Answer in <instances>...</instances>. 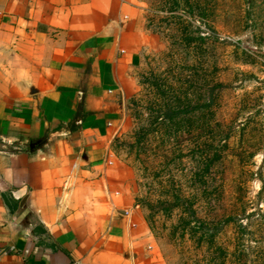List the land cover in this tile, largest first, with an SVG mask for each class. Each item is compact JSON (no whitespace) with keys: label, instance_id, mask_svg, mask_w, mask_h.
Instances as JSON below:
<instances>
[{"label":"rangeland","instance_id":"obj_1","mask_svg":"<svg viewBox=\"0 0 264 264\" xmlns=\"http://www.w3.org/2000/svg\"><path fill=\"white\" fill-rule=\"evenodd\" d=\"M138 6L152 42L111 160L139 251L152 264H264V0Z\"/></svg>","mask_w":264,"mask_h":264},{"label":"crops","instance_id":"obj_2","mask_svg":"<svg viewBox=\"0 0 264 264\" xmlns=\"http://www.w3.org/2000/svg\"><path fill=\"white\" fill-rule=\"evenodd\" d=\"M139 9L0 0V264H152L112 184L113 137L152 42Z\"/></svg>","mask_w":264,"mask_h":264},{"label":"trees","instance_id":"obj_3","mask_svg":"<svg viewBox=\"0 0 264 264\" xmlns=\"http://www.w3.org/2000/svg\"><path fill=\"white\" fill-rule=\"evenodd\" d=\"M216 88H222L221 85H217L215 86L214 89H212V91H215ZM213 106V101L212 99H209V101L207 103L201 104V105H195L193 107H189L187 109H183V110H171L169 109L165 114H164V118H166L167 120L173 121L176 118H178L181 115H188L191 114L193 112L196 111H200L206 108H211ZM202 227H204V224H201Z\"/></svg>","mask_w":264,"mask_h":264},{"label":"built area","instance_id":"obj_4","mask_svg":"<svg viewBox=\"0 0 264 264\" xmlns=\"http://www.w3.org/2000/svg\"><path fill=\"white\" fill-rule=\"evenodd\" d=\"M125 213H126L127 217L129 218L132 227H133V228H137V227H138V224H137L136 222H133V219H132V217H133V212H132V211H129V212L127 211V212H125Z\"/></svg>","mask_w":264,"mask_h":264}]
</instances>
